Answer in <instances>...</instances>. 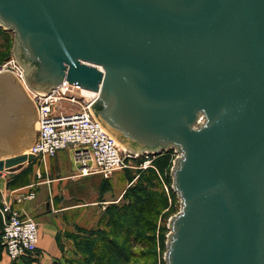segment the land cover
<instances>
[{
    "label": "water",
    "instance_id": "1",
    "mask_svg": "<svg viewBox=\"0 0 264 264\" xmlns=\"http://www.w3.org/2000/svg\"><path fill=\"white\" fill-rule=\"evenodd\" d=\"M27 86L64 80L127 151L174 150L165 264H264V0H0ZM39 118L0 73V172Z\"/></svg>",
    "mask_w": 264,
    "mask_h": 264
},
{
    "label": "built area",
    "instance_id": "2",
    "mask_svg": "<svg viewBox=\"0 0 264 264\" xmlns=\"http://www.w3.org/2000/svg\"><path fill=\"white\" fill-rule=\"evenodd\" d=\"M3 72L12 73L20 81L38 112L35 141L24 153L44 161L60 150L72 149L81 176L104 177L129 168V162L139 157L124 149L95 118L91 106L97 97L83 94L79 86L66 80L49 93L34 91L27 86L24 69L14 57L0 64V73ZM172 151L176 159L178 154ZM147 167L146 164L143 168ZM33 197V193H28L20 195L17 201ZM0 214L3 222L0 246L9 260L36 264L37 222L9 205L0 207Z\"/></svg>",
    "mask_w": 264,
    "mask_h": 264
},
{
    "label": "crops",
    "instance_id": "3",
    "mask_svg": "<svg viewBox=\"0 0 264 264\" xmlns=\"http://www.w3.org/2000/svg\"><path fill=\"white\" fill-rule=\"evenodd\" d=\"M27 164L0 172V207L9 205L37 222L36 264H77L71 261L77 257L72 235L98 225V217H105L106 209L119 203L123 192L109 194L114 174L81 176L72 149L60 150L44 161L35 159L29 163L33 168ZM28 193L34 197L17 201ZM0 264H10L1 246Z\"/></svg>",
    "mask_w": 264,
    "mask_h": 264
},
{
    "label": "rangeland",
    "instance_id": "4",
    "mask_svg": "<svg viewBox=\"0 0 264 264\" xmlns=\"http://www.w3.org/2000/svg\"><path fill=\"white\" fill-rule=\"evenodd\" d=\"M14 43V33L0 27V64L13 57ZM167 152L160 155H139L138 158L129 162V168L115 172L111 180L112 188L109 194L116 196L119 190H121L123 192L122 197H124L119 203L123 204V206H127L137 195L139 197L143 196L144 190L152 193L155 197V203L151 206V209H153V217H157L155 231L150 234L143 233L142 236L139 234L140 239L132 244L131 253L133 252V257H131V261L129 260L125 264H165L164 254L166 251L167 235L169 233V219L178 214L181 209V201L172 189L173 179L171 169L175 155L172 150ZM146 164L148 167L143 168ZM27 165L29 168H33L31 164L28 163ZM149 170L156 171L157 175L159 174L157 172H160L162 179L160 180L161 177L159 178V183L149 180V184L147 180L149 177L147 171ZM30 172H32L31 169ZM164 197L166 199L165 202H163ZM128 206L123 210L127 209ZM108 218L98 217V225L90 230L93 232L107 231L110 228L108 226ZM147 220L150 221L151 217L147 218ZM2 223L1 220L0 228L2 227ZM73 235L75 236L76 234ZM76 259H78V255ZM105 264L107 263L105 262Z\"/></svg>",
    "mask_w": 264,
    "mask_h": 264
},
{
    "label": "trees",
    "instance_id": "5",
    "mask_svg": "<svg viewBox=\"0 0 264 264\" xmlns=\"http://www.w3.org/2000/svg\"><path fill=\"white\" fill-rule=\"evenodd\" d=\"M147 173L149 174L148 181L153 180L159 183V178L162 179L159 171L158 175L153 170H149ZM165 201L164 197L163 202ZM154 203V195L144 190L143 196L137 195L128 203L129 206L127 205L128 208L125 210L123 209L127 206H123L121 203L110 205L105 214V217H109L108 226L110 228L107 231L83 230L78 235H72L78 259L76 257L71 261H76L77 264H105V262L107 264H125L129 260L131 261V257H133L132 244L140 239L139 234L142 236L143 233L150 234L155 231L157 217H153V209H151ZM150 217L151 220L148 221L147 218ZM1 220L0 215V224ZM2 227L0 228V242ZM11 264L18 263L12 262Z\"/></svg>",
    "mask_w": 264,
    "mask_h": 264
},
{
    "label": "bare ground",
    "instance_id": "6",
    "mask_svg": "<svg viewBox=\"0 0 264 264\" xmlns=\"http://www.w3.org/2000/svg\"><path fill=\"white\" fill-rule=\"evenodd\" d=\"M86 95H93L94 97H97V94H93V93H85ZM26 154V153H25Z\"/></svg>",
    "mask_w": 264,
    "mask_h": 264
}]
</instances>
